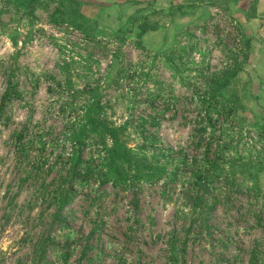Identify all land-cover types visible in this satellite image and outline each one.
I'll return each instance as SVG.
<instances>
[{
    "label": "rangeland",
    "instance_id": "374dc122",
    "mask_svg": "<svg viewBox=\"0 0 264 264\" xmlns=\"http://www.w3.org/2000/svg\"><path fill=\"white\" fill-rule=\"evenodd\" d=\"M0 264H264V0H0Z\"/></svg>",
    "mask_w": 264,
    "mask_h": 264
},
{
    "label": "trees",
    "instance_id": "16d2710c",
    "mask_svg": "<svg viewBox=\"0 0 264 264\" xmlns=\"http://www.w3.org/2000/svg\"><path fill=\"white\" fill-rule=\"evenodd\" d=\"M78 3V2H77ZM79 4V3H78ZM214 165L215 163H212L211 166H201L197 169V172H196V175L198 178H201L202 181H201V189H207L209 188V185L212 184V182L214 181V178L216 177V174L213 173V168H214ZM76 167L75 168H72V173L76 170ZM67 179H70L67 178ZM66 181V180H65ZM199 199H201V197H199ZM68 200V196H61L60 197V203H61V209L63 207H65L66 205V201Z\"/></svg>",
    "mask_w": 264,
    "mask_h": 264
}]
</instances>
